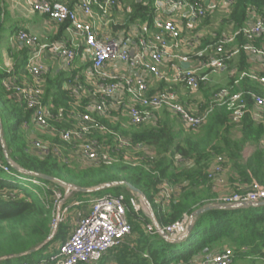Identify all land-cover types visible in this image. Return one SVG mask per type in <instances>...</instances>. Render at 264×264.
I'll use <instances>...</instances> for the list:
<instances>
[{"label": "built area", "instance_id": "obj_1", "mask_svg": "<svg viewBox=\"0 0 264 264\" xmlns=\"http://www.w3.org/2000/svg\"><path fill=\"white\" fill-rule=\"evenodd\" d=\"M28 8L35 13L46 16L57 23H68L70 31L79 36L84 46L90 51V71L95 78V88L92 91V101L86 104L84 110L65 109L58 107L55 112H48L42 101V75L44 67L34 62V55L25 64V71L31 80L18 83L11 75L2 78L1 85L9 91L10 96L24 103L33 110L32 122L43 130H53L63 143H55L33 137L27 141L26 152L38 158L52 157L61 164H69L74 153L85 159L89 164L98 166L104 162L122 161L125 164L140 165L144 160H152L149 151H142L143 147L99 123L92 116V112L105 113L110 100L118 93H124L129 98L128 117L132 125L157 124L163 111H167L183 122L187 128L196 129L202 125L214 107H225L229 111L231 121H240L249 111L243 92H230L227 87L219 88L211 93L207 101H199L192 106L183 103L177 90L171 86L151 91L153 81H165L171 85H180L192 96L210 81V75L228 69L227 61L239 52L238 47L226 50L225 45L234 42L237 34L242 33L248 40L264 35V8L261 13L252 9L248 14L247 23L238 30L231 28L220 35L213 30L200 29V25L208 13H214V25L219 26L222 19L230 12L235 0H153L152 27L147 23H138V33L134 41L124 36H111L100 32L94 18L96 15L106 19L120 0H79V13L69 5L52 0H23ZM211 1L212 4L210 3ZM170 13V14H168ZM182 25L188 29V35L182 34ZM208 32V33H207ZM209 35L214 41L206 49L190 53L180 52L195 48L200 43V37ZM16 38L27 46L38 44V37L24 30L16 33ZM43 49L45 44L38 45ZM55 50L70 63L76 56L75 49L64 45L54 46ZM134 53L130 55V49ZM243 49L258 55L264 62V47L246 44ZM116 63H123L129 68L141 70L143 75L120 73L115 71ZM168 64L167 69L160 66ZM188 63V65H182ZM117 70V69H116ZM8 73V72H7ZM264 84V75L256 73H242ZM76 87L74 86L72 90ZM255 106L264 110V97L248 92ZM205 104L206 108L201 109ZM66 114L72 116L76 124L72 128L56 129L53 122L65 119ZM264 122V120H263ZM27 128V123L23 124ZM95 131L107 133L114 137V143H107L91 136ZM264 149V146H263ZM10 165L16 167L6 155ZM184 160L177 159L176 164ZM0 168L10 173L7 165L0 160ZM226 169L224 156H217L208 178L213 191L217 190L220 176ZM34 183H40L35 178H27ZM62 188V192L53 189L54 209L51 214L52 232H56L58 225L63 222L71 205L65 204L66 197L76 189L59 181H54ZM47 187V186H46ZM177 186L163 182L158 187L154 201L164 204L177 193ZM264 201V187L253 183L247 190L218 195L210 206L223 208H237L245 204H258ZM83 202L74 200L73 205ZM88 212L77 211L72 229L66 238L38 260H25L15 264H94L102 255L119 245L131 233V223L127 213L131 208L136 213L144 212L145 200L138 194H133L129 200L124 193L103 194L88 201ZM194 218L185 215L181 220L169 225H160L154 215L144 224L147 233L165 234L169 240L185 239L187 229ZM264 252V248H263ZM234 259L230 248L207 254L200 264H232ZM168 264H194L192 261H171Z\"/></svg>", "mask_w": 264, "mask_h": 264}, {"label": "trees", "instance_id": "obj_2", "mask_svg": "<svg viewBox=\"0 0 264 264\" xmlns=\"http://www.w3.org/2000/svg\"><path fill=\"white\" fill-rule=\"evenodd\" d=\"M152 3L153 0H130V10H126V22L115 27L128 28L136 22H144L152 27ZM263 8L264 0H235L228 15L214 31L220 35L221 31L226 30V26L233 31L238 30L247 23L248 14L252 9L261 13ZM213 14L208 13L202 25L208 23L210 15ZM61 24V29L68 25L67 22ZM207 39H204V42L209 43ZM262 41L264 35L248 40L242 33L237 34L232 44L239 49L238 63L229 59L227 64L228 66L232 64L233 72H227V82L224 86L213 88L214 91L227 87L230 92H243L249 109L243 118L233 122L225 107L215 106L206 121L193 130L185 127L175 129L167 116L156 126L135 125L119 134L130 138L133 143L141 145L144 151H149L153 155L152 160L146 159L140 165L125 164L122 161L104 162L98 166L81 165L78 162L61 164L52 157L38 158L28 154L26 134L33 128V110L10 96L9 91L4 89L1 80L11 74L0 70V160L10 170V173H7L0 168V264L38 260L55 250V248L48 250L52 243L66 238L70 228L67 218L58 225L50 238L51 214L54 209L53 189L62 192V188L54 181L76 188H90L115 182L128 183L142 192L162 226L181 220L185 215L189 216L194 211L213 203L216 197L211 191L207 176L217 156L225 157L226 163L228 161L232 172L241 181L245 183L256 181L264 187V149L258 146L260 141L264 140V124L255 122L250 116L251 110L257 106L248 93L264 97V84L249 76H241L242 73H250L247 52L243 46L252 44L261 48ZM225 48L231 49L228 44ZM255 73L264 75L262 71ZM74 75L75 73H72L67 78L70 83H73ZM168 87L170 85L166 84V88ZM69 92L63 88L62 80H55L52 89L49 87L44 89L42 101L45 102L49 96H53L55 101L51 104L52 112L58 107L69 109L68 102L72 98ZM203 92L206 98L204 101H207L211 95L210 89H204ZM204 108L205 104L201 106V109ZM93 117L116 132L107 120ZM66 119L51 123L56 129L72 128L76 123L73 122L74 118ZM24 123H27V128L23 127ZM105 135L108 136L107 133L98 131L91 134L99 140ZM108 137L107 143H114V137L111 135ZM49 140L63 145L57 134ZM250 144H254L256 148L244 157L243 151ZM6 155L16 167L10 165ZM177 157L184 162L176 164ZM39 175L51 177L54 181L42 179L38 177ZM27 178H35L45 187ZM165 181L177 186L178 191L170 198L168 206L163 208L162 204L155 203L154 198L158 187ZM109 189L113 191L109 194L124 193L127 200L133 195L125 186ZM109 189L90 193L75 191L72 196L83 197L84 194L92 193L97 197ZM235 190L242 191L237 187ZM73 201L65 200V204L73 205ZM135 215L132 208L127 213L131 223L130 235L119 245L107 250L95 264L109 260L117 264L187 262L192 257L195 258L194 255L197 253H203L205 250L209 253L224 242L229 243L234 257L249 255L264 259V205L213 207L205 210L195 218L190 232L179 244L169 243L162 234L144 232L140 226L148 220L144 218L145 221L140 222L134 219ZM135 234L136 237L133 238ZM174 245L183 248H171ZM30 251L31 253L24 254Z\"/></svg>", "mask_w": 264, "mask_h": 264}, {"label": "crops", "instance_id": "obj_3", "mask_svg": "<svg viewBox=\"0 0 264 264\" xmlns=\"http://www.w3.org/2000/svg\"><path fill=\"white\" fill-rule=\"evenodd\" d=\"M57 2H62L67 5H69L70 8L76 10L79 13L78 10V2L79 0H52ZM129 2L130 0H120V3L114 7L110 13V15L106 19H101L96 15L94 18V21L96 23V26L98 27L100 32H104L111 36H124V38H130L132 41L137 36L138 29L137 24L132 23L128 28L127 27H115L117 25H124L126 22V10L129 11ZM170 14V13H168ZM216 15H210V20L208 23L202 25H198V28L203 29L206 28L207 31L213 30L216 28L214 25ZM62 24L54 22L50 19H48L46 16L41 15L39 13L32 12L28 6L25 4L23 0H0V47L4 45L1 48L0 51V70L4 72H8L15 78V80L18 83H26L31 80V76L29 73H27L24 69L26 62L32 58L34 55V62L41 63L44 67V73L42 75V89L44 94V89L47 87L52 89V84L55 80H62L63 81V88L68 89L71 95V100L68 102L69 109H81L84 110L87 103L92 101L91 95L92 91L95 88L96 82L95 78L92 75L90 71V51L84 46L82 39L73 34L70 29L68 28V25L65 26V28L61 29ZM229 26H226V30L229 29ZM19 30L27 31L31 34H34L38 37V44L35 46H27L16 38V33ZM225 30V31H226ZM230 30V29H229ZM208 33V32H207ZM222 33V31H221ZM220 33V34H221ZM182 34L188 35V29L182 25ZM208 38V39H207ZM204 39H207L209 43L204 42ZM214 41L213 37H210L209 35H206L205 37H200V43L197 47L186 49L183 47L180 52L183 53H190V55L193 57L195 51L206 49L208 46L212 44ZM233 43V42H232ZM228 44V47L234 49L237 48L233 44ZM45 44L46 47L41 49L38 45ZM57 45H64L67 47H71L75 49L76 56L74 60L70 63H66L64 58L55 50L54 46ZM261 46L264 47V41L261 42ZM238 54L234 55L231 59L233 62L238 63ZM248 57V63L250 64V73H255L262 71L264 72V62L258 55H252L247 52ZM116 69L115 71H119L120 73H132L134 72V75H143V72L141 70H135L129 68L126 64L123 63H116ZM182 65H188V63H183ZM235 65V63H233ZM231 66V67H230ZM234 67V66H233ZM160 68L162 70L167 69L168 71V64L163 63ZM228 68H232V64L228 66ZM225 70L218 71L212 75H210V81H212V77L215 75L219 77ZM72 73H75L73 83H70L69 79H67L69 76H71ZM227 78V75H226ZM227 82V79H226ZM224 82L221 84V86H224L226 83ZM152 90L154 89H164L166 88V84H168L165 81H153ZM165 83V84H164ZM163 87L161 88V86ZM174 89L177 90L178 94L180 95V100L183 103H186L187 105L192 106L194 103L199 101H204L206 98L204 95L201 94L198 95V92L195 93L193 96V101L190 102L187 98L188 93L183 87L180 85H171ZM76 87L74 90L73 87ZM205 89V87L201 88L200 90ZM199 90V91H200ZM189 94V93H188ZM187 97V98H186ZM209 98V97H208ZM190 99V98H189ZM192 100V99H191ZM55 101V97L49 96V99L44 102L46 109L48 112H52V106L51 104ZM128 105H129V98L124 93L118 92L109 102V108L105 113H96L92 112L91 114L93 116H97L99 119H105L107 120L110 125L116 129V133H121L124 131L130 130L135 125H132L130 123L129 117H128ZM58 107V105H57ZM66 114V117L73 118ZM166 116H169L171 120H174L175 116L173 117L172 114L168 113L167 111H163L160 114V118L156 119L159 124L161 121H164L166 119ZM250 116L255 122L263 123L264 120V110L254 107L251 112ZM96 118V117H95ZM177 118V117H176ZM178 119V118H177ZM68 119H66L67 121ZM176 120V119H175ZM73 122H76L75 119ZM76 124V123H75ZM144 126H156L153 124H145ZM183 127L187 128L186 125H182ZM31 135L33 137L37 136V138H40L42 140L51 141L50 138L53 139V136H55L57 133L55 129L53 130H43L39 127H37L35 124H33V128L30 131ZM58 135V134H57ZM122 135V134H120ZM109 136V135H108ZM104 138H109V137ZM36 138V137H35ZM53 142V141H51ZM261 148L264 146V140H261L259 145ZM256 148L254 144L247 145L243 151V156L247 157L249 154L253 152V150ZM144 151V150H143ZM73 160L71 163H76L77 161L81 165H87L89 164L85 159L80 157L78 154L74 153ZM179 159L178 157L175 158L176 160ZM69 163V164H71ZM91 165V164H90ZM221 181L217 184V190L211 191L215 194V197L218 195L223 194H229L232 193L235 190V187L238 189H245L247 190L252 186L253 183H257L256 181H252L251 183H245L241 181L235 173L232 172L230 165L228 164V161L226 163V169L220 176ZM259 184V183H258ZM211 185V184H210ZM77 191V190H76ZM85 193V192H82ZM135 194V193H132ZM88 195H83V197L79 196H72L70 199L76 200L75 198H80L83 203L80 205L76 212L82 211V212H88L89 210V204L88 201L95 198L94 197H87ZM145 200V208L149 212V214L152 216H155L153 208L150 206L148 202ZM169 202V201H168ZM168 202L162 204L163 208L168 206ZM165 207V208H166ZM75 212V214H76ZM75 214L72 216L73 221L72 225H70V228L67 232L72 229L73 223L75 221ZM68 215V214H67ZM150 215H146L144 212L137 213L134 218L138 221H145L144 218H146L148 221H150ZM132 217V215H131ZM156 217V216H155ZM67 218V216H66ZM65 218V219H66ZM70 216L68 217L69 220ZM71 223V222H69ZM145 224V223H144ZM144 224L140 226L144 232ZM54 235V234H53ZM67 236V235H66ZM136 237V234L133 235V238ZM164 237V236H163ZM169 242V241H168ZM181 242V241H180ZM175 243V244H179ZM60 243V241H56L52 243L48 250L54 249L57 247V245ZM170 243V242H169ZM224 248H230L228 242L221 243L220 246L215 248L213 251L209 253H213L218 250H222ZM47 250V251H48ZM46 251V252H47ZM206 252V250L203 253H197L194 255L195 258H191L190 261L194 262V264H200L204 257L209 254ZM47 254V253H46ZM95 264V263H94ZM101 264H117L113 261H104ZM151 264V263H150ZM232 264H264L263 258H254L249 255L247 256H235L233 259Z\"/></svg>", "mask_w": 264, "mask_h": 264}, {"label": "rangeland", "instance_id": "obj_4", "mask_svg": "<svg viewBox=\"0 0 264 264\" xmlns=\"http://www.w3.org/2000/svg\"><path fill=\"white\" fill-rule=\"evenodd\" d=\"M4 45H2V47H3ZM2 47H0V51H1V48ZM227 72H228V69H226L222 74H221V76L219 75V77H217V76H213L212 77V81H209L206 85H204V86H202V87H205V89H210V92L212 93L213 91H214V89L213 88H215V87H217V86H219V85H221V84H223L224 82H226V75H227ZM201 87V88H202ZM200 88V89H201ZM204 92H202V90H200V91H198V95L199 94H201L202 96L204 95L203 94ZM185 94H187V96L190 98H187L190 102L192 101V102H194L193 101V98H194V96H192L191 94H188V93H185ZM192 99V100H191ZM168 118H169V120H170V122L171 123H173V126H174V128L175 129H182V125L184 124L183 122H181L179 119H177L176 117H174L175 119L174 120H171L170 119V117L169 116H167ZM185 125V124H184ZM0 136H1V132H0ZM36 138H37V136H35ZM33 138V136L31 135V133H30V131H28L27 132V134H26V140L28 141V140H30V139H32ZM78 162V161H77ZM79 162H82V161H79ZM78 162V163H79ZM109 189V188H108ZM76 191V190H75ZM75 191H73V192H75ZM72 191L69 193V195L66 197V200H68V199H70L71 197H72V195L74 194ZM113 191H112V189H109V190H105L103 193H101L100 195H103V194H106V193H112ZM84 195H86V194H84ZM88 196L87 197H94L95 195L94 194H87ZM77 208L78 207H76V206H73V205H71V207H70V209H69V211H68V215H67V219H68V217L70 216V218H69V222H71V223H69V225H72V221H73V219L74 218H72V216L75 214V212H76V210H77ZM171 248H176V249H182L183 248V246H180V245H174L173 247H171ZM15 264V263H14Z\"/></svg>", "mask_w": 264, "mask_h": 264}, {"label": "water", "instance_id": "obj_5", "mask_svg": "<svg viewBox=\"0 0 264 264\" xmlns=\"http://www.w3.org/2000/svg\"><path fill=\"white\" fill-rule=\"evenodd\" d=\"M213 1H211L210 3L212 4ZM134 53V48L132 47L130 49V55L132 56ZM0 129H1V125H0ZM38 177L42 178V179H46V180H49V181H54L51 177H48V176H44V175H39ZM68 186H72V185H68ZM116 186H125L127 187L132 193H135V194H138L140 195L141 197H144L142 192L140 190H138L137 188L133 187L132 185L128 184V183H124V182H115V183H105V184H101V185H98V186H95V187H90V188H76L74 187L77 191H81V192H85V193H90V192H93V191H96V190H102V189H106V188H111V187H116ZM147 202V201H146ZM264 205V201L263 202H260L258 204H252V203H248V204H245V206H262ZM213 208V206H210V205H207V206H204L196 211H194L192 214H191V217L194 218V221H195V218L203 211L205 210H208V209H211ZM194 221H191V223L189 224L188 226V229H187V234L188 232H190L191 228H192V225L194 223ZM162 236H164V238L169 241L170 243H178L180 241H183V239H180V238H177L175 240H169V238L165 235V234H162ZM31 253L28 252V253H24V254H29Z\"/></svg>", "mask_w": 264, "mask_h": 264}]
</instances>
